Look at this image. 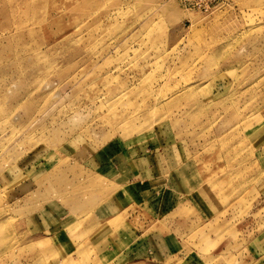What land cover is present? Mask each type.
Listing matches in <instances>:
<instances>
[{
	"label": "rangeland",
	"instance_id": "rangeland-1",
	"mask_svg": "<svg viewBox=\"0 0 264 264\" xmlns=\"http://www.w3.org/2000/svg\"><path fill=\"white\" fill-rule=\"evenodd\" d=\"M144 154L188 201L113 228L184 250L108 264H264V0H0V264H101L54 236L123 185L91 162Z\"/></svg>",
	"mask_w": 264,
	"mask_h": 264
},
{
	"label": "crops",
	"instance_id": "crops-1",
	"mask_svg": "<svg viewBox=\"0 0 264 264\" xmlns=\"http://www.w3.org/2000/svg\"><path fill=\"white\" fill-rule=\"evenodd\" d=\"M119 155L108 160L93 161L90 166L96 176L110 178L109 181L114 185L124 182L123 185L108 201L93 211L90 219L81 221L82 227L76 233L77 237L82 236L83 240H73L68 233L55 234V251L70 257L84 247L91 252L95 262L101 264L119 263L125 259L126 262H133L142 255L155 258L158 256L159 242L160 246H164L162 251L164 250L166 258L181 254L184 250L181 240L184 239H180L176 234L174 236L173 233L154 231L145 235L134 225L131 229L127 226L121 231L114 230L113 220L131 204H141L142 196H147L149 201V225L158 218L160 221L165 220L178 209L179 203L184 201L181 196L170 199L172 194L166 192L167 186L158 184V181H163L168 176L165 168L161 167V162H151V157L147 154L122 157ZM193 202L196 203L200 218L204 221H210L215 216L208 207L200 205V200L194 199Z\"/></svg>",
	"mask_w": 264,
	"mask_h": 264
}]
</instances>
